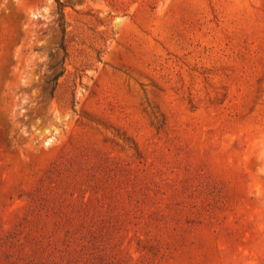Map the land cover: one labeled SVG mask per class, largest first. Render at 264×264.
<instances>
[{"label":"rangeland","instance_id":"obj_1","mask_svg":"<svg viewBox=\"0 0 264 264\" xmlns=\"http://www.w3.org/2000/svg\"><path fill=\"white\" fill-rule=\"evenodd\" d=\"M57 1L0 0V264H264V0Z\"/></svg>","mask_w":264,"mask_h":264},{"label":"trees","instance_id":"obj_2","mask_svg":"<svg viewBox=\"0 0 264 264\" xmlns=\"http://www.w3.org/2000/svg\"><path fill=\"white\" fill-rule=\"evenodd\" d=\"M56 4H57V8H58V16H59V19L58 20L60 22L59 25L61 27V24L64 21V13H63V9H62V6L59 3V1L56 0ZM62 50H63V53H64V57H66V55H67L66 49L65 48H62Z\"/></svg>","mask_w":264,"mask_h":264}]
</instances>
